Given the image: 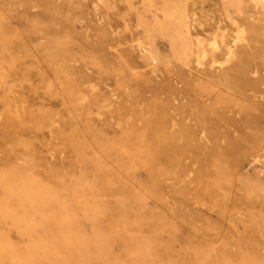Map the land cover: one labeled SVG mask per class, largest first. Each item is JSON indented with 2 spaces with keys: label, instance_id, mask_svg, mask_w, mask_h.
Wrapping results in <instances>:
<instances>
[{
  "label": "rangeland",
  "instance_id": "obj_1",
  "mask_svg": "<svg viewBox=\"0 0 264 264\" xmlns=\"http://www.w3.org/2000/svg\"><path fill=\"white\" fill-rule=\"evenodd\" d=\"M154 4L0 0V264H264V9L184 1L216 67Z\"/></svg>",
  "mask_w": 264,
  "mask_h": 264
},
{
  "label": "bare ground",
  "instance_id": "obj_2",
  "mask_svg": "<svg viewBox=\"0 0 264 264\" xmlns=\"http://www.w3.org/2000/svg\"><path fill=\"white\" fill-rule=\"evenodd\" d=\"M145 1V0H144ZM148 1V8H154L155 4H154V0H147ZM184 1L185 0H162V7H160V9L158 8V10H160L162 12V15L164 16V21H158V20H154V22L152 23V28L153 29H157L159 31H164V32H168L173 44L176 43L175 46L178 47V53L183 56V58H189L190 56H194V61L196 62L197 65H202L204 64L206 61H208L210 63V65L214 64L216 65V67H222V65L228 61H230L233 57H235V49L238 47V45L243 42H246V35H245V30L244 27L239 26L238 24H236V21L234 20L233 23L235 24V34L230 38V39H226L225 38V34L224 31H220L222 33H215L212 34L211 37L209 39H205L201 36H199L198 34H195L194 38L196 43H195V48L192 47V41H191V37L189 36V34L187 35V32H185V28H187V15L184 9ZM237 2L238 0H232ZM251 2L255 5V6H260L264 9V0H251ZM187 11V10H186ZM152 20V19H151ZM164 22V23H163ZM170 28L171 31H167L166 29ZM112 30V29H111ZM151 30V29H150ZM218 30V29H217ZM120 31V30H119ZM111 33V32H110ZM167 36V35H166ZM227 37V36H226ZM145 39V38H144ZM144 44V43H143ZM139 45V44H138ZM146 45V44H144ZM140 47V46H139ZM141 48V47H140ZM146 48V47H145ZM142 49V48H141ZM124 54V53H123ZM146 58L148 55H145ZM179 56V55H178ZM149 57V56H148ZM123 58V57H122ZM150 58V57H149ZM148 59V58H147ZM149 60V59H148ZM189 61V59H187ZM127 63V62H126ZM126 80V79H125ZM91 87V86H90ZM132 89V88H131ZM93 90V89H92ZM122 90V89H121ZM126 93V92H125ZM131 98V97H130ZM129 99V98H128ZM81 102H83L85 105V103H87V100L85 98V95L80 97ZM101 102V101H100ZM67 103V102H66ZM95 103V100H94ZM111 103V102H110ZM98 104V102H97ZM95 105V104H94ZM162 117V116H161ZM139 120V119H138ZM146 129V128H145ZM140 131V130H139ZM146 131V130H145ZM144 130H142V132H145ZM141 132V131H140ZM139 132V133H140ZM142 135H140L141 137ZM149 153V152H148ZM253 161L255 162V164H257V167L259 165H261L263 167V164L259 158V156H255L253 157ZM226 165V164H225ZM259 172V171H258ZM192 173V172H190ZM84 176V175H83ZM187 179V178H186ZM257 181V180H255ZM25 183L20 184L16 190V192L14 194H16L18 197L21 198V200L19 199V203H20V208L23 209L24 208V201L25 199H28V197L30 198V194H33L35 191V188L33 185H31L30 183H26V181L24 180ZM250 183H255L254 180H251ZM210 185V184H209ZM208 185V186H209ZM252 185V184H251ZM207 186V187H208ZM212 186V185H211ZM249 186V185H248ZM12 187V186H11ZM210 187V186H209ZM208 187V188H209ZM213 187V186H212ZM207 188V189H208ZM210 189V188H209ZM208 189V190H209ZM207 190V191H208ZM211 190V189H210ZM12 191H14L12 189ZM216 192V191H215ZM215 192L213 194H215ZM252 193V192H251ZM258 194V192H255ZM1 194V193H0ZM8 196V193H5ZM213 194H209V195H213ZM216 195V194H215ZM14 196V195H13ZM12 196V197H13ZM214 196V195H213ZM217 196V195H216ZM215 196V197H216ZM223 197V196H222ZM214 198V197H213ZM12 199V198H11ZM232 199V198H231ZM35 201V200H34ZM37 202V200H36ZM3 204L0 202V209L1 206ZM8 205V204H7ZM27 205V204H26ZM12 206V205H11ZM28 206V205H27ZM26 206V207H27ZM54 206V204H53ZM25 207V208H26ZM55 208V207H54ZM20 209V210H21ZM39 211V210H35ZM24 214V213H23ZM23 216V215H22ZM20 217V216H19ZM12 220V219H11ZM10 220V221H11ZM253 220V219H252ZM9 221V222H10ZM32 228V227H31ZM1 236V235H0ZM1 239V237H0ZM1 243V242H0ZM57 247L58 242L56 241L55 243H51V246ZM49 249H47V252H51L54 253L55 249L53 247H51ZM59 249V247H57ZM12 250V249H11ZM7 252V251H6ZM46 252V253H47ZM136 252V251H135ZM25 253V252H24ZM47 253V255L49 254ZM139 253V252H138ZM7 256V255H6ZM10 256V255H9ZM13 256V255H12ZM4 258V257H3ZM2 258V259H3ZM4 260V259H3ZM13 261V260H12ZM4 262V261H3ZM11 263V262H9ZM8 263V264H9ZM136 263V262H135ZM16 264H30L28 261L26 260H18L16 262Z\"/></svg>",
  "mask_w": 264,
  "mask_h": 264
}]
</instances>
